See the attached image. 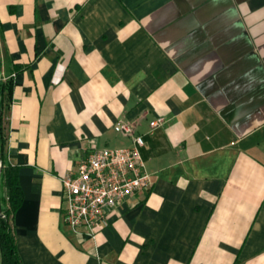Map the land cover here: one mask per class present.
<instances>
[{"label": "crops", "instance_id": "crops-1", "mask_svg": "<svg viewBox=\"0 0 264 264\" xmlns=\"http://www.w3.org/2000/svg\"><path fill=\"white\" fill-rule=\"evenodd\" d=\"M0 85L21 264H264V0H0ZM118 123L150 186L76 237L61 178Z\"/></svg>", "mask_w": 264, "mask_h": 264}, {"label": "built area", "instance_id": "built-area-1", "mask_svg": "<svg viewBox=\"0 0 264 264\" xmlns=\"http://www.w3.org/2000/svg\"><path fill=\"white\" fill-rule=\"evenodd\" d=\"M161 123V119L151 122V133ZM113 129L132 136V147L95 150L79 161L75 171L61 178L65 202L63 224L82 239L94 240L111 212L150 186L140 151L144 146L143 137L134 136V128L129 124L118 123ZM3 140L4 128L0 132V152H3Z\"/></svg>", "mask_w": 264, "mask_h": 264}, {"label": "trees", "instance_id": "trees-1", "mask_svg": "<svg viewBox=\"0 0 264 264\" xmlns=\"http://www.w3.org/2000/svg\"><path fill=\"white\" fill-rule=\"evenodd\" d=\"M5 89L3 85H0V95ZM6 90H9V88ZM0 132L3 133L2 115H0ZM1 144V148H3L4 140ZM0 157L2 160L0 184L4 190V198L0 199V205L2 206L0 216V264H21L11 223L12 216L22 204L23 193L18 182V169L5 164L2 150Z\"/></svg>", "mask_w": 264, "mask_h": 264}, {"label": "rangeland", "instance_id": "rangeland-1", "mask_svg": "<svg viewBox=\"0 0 264 264\" xmlns=\"http://www.w3.org/2000/svg\"><path fill=\"white\" fill-rule=\"evenodd\" d=\"M2 193H3V188L2 186H0V198L2 197ZM2 208V206L0 205V209Z\"/></svg>", "mask_w": 264, "mask_h": 264}, {"label": "water", "instance_id": "water-1", "mask_svg": "<svg viewBox=\"0 0 264 264\" xmlns=\"http://www.w3.org/2000/svg\"><path fill=\"white\" fill-rule=\"evenodd\" d=\"M0 173H1V171H0ZM0 216H1V209H0Z\"/></svg>", "mask_w": 264, "mask_h": 264}]
</instances>
